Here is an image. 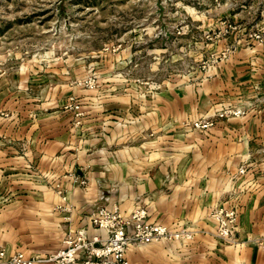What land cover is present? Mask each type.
<instances>
[{
  "label": "crops",
  "instance_id": "crops-1",
  "mask_svg": "<svg viewBox=\"0 0 264 264\" xmlns=\"http://www.w3.org/2000/svg\"><path fill=\"white\" fill-rule=\"evenodd\" d=\"M213 73L197 92L186 84L159 93L133 119L124 97L111 111L121 117L99 120L89 140H48L46 124L8 145L2 128L0 248L45 256L64 247L67 233L104 234L89 216L117 203L191 230L185 240L129 247V264H264V42L235 50ZM256 94L260 110L205 134L179 127ZM221 206L238 213L233 241L216 235L210 213Z\"/></svg>",
  "mask_w": 264,
  "mask_h": 264
},
{
  "label": "rangeland",
  "instance_id": "rangeland-1",
  "mask_svg": "<svg viewBox=\"0 0 264 264\" xmlns=\"http://www.w3.org/2000/svg\"><path fill=\"white\" fill-rule=\"evenodd\" d=\"M263 42L264 0H0L4 142L24 143L46 124L48 140L62 133L89 140L99 120L121 117L111 111L124 97L135 109L133 119L161 92L186 84L197 92L235 50ZM256 96L179 127L205 134L260 110L264 95ZM238 171L246 172L243 166ZM141 208L124 213L117 203L101 205L91 215L117 209L128 216ZM221 209L234 212L225 227L236 229V209L221 206L210 213L217 230L221 219L212 214ZM160 224L171 232L191 231Z\"/></svg>",
  "mask_w": 264,
  "mask_h": 264
},
{
  "label": "built area",
  "instance_id": "built-area-1",
  "mask_svg": "<svg viewBox=\"0 0 264 264\" xmlns=\"http://www.w3.org/2000/svg\"><path fill=\"white\" fill-rule=\"evenodd\" d=\"M221 219V227L217 230V237L233 241L235 229H229L227 222L234 220V212L215 211L213 214ZM144 208L134 210L128 216L122 215L117 209L109 212L104 209L91 215L89 221L96 231L104 234L72 235L68 233L64 240V247L48 253L45 256L27 257L21 251L7 254L5 248H0V264H129L126 253L129 247L171 239L185 240L191 232H171L166 225L147 221ZM264 257V240L258 241ZM84 253V254H83Z\"/></svg>",
  "mask_w": 264,
  "mask_h": 264
}]
</instances>
